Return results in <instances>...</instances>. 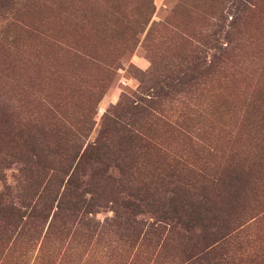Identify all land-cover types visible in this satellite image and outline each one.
<instances>
[{"label": "trees", "instance_id": "trees-1", "mask_svg": "<svg viewBox=\"0 0 264 264\" xmlns=\"http://www.w3.org/2000/svg\"><path fill=\"white\" fill-rule=\"evenodd\" d=\"M20 1L0 0V59L10 57L3 70L12 72L15 87L28 50L76 58L102 51V44L83 39L41 40L43 28L23 22L29 12L17 8ZM260 4L226 0L210 42L191 45L187 57L166 68L152 59L148 71L138 72L136 91L103 114L93 141L99 100L90 94L69 109L52 104L24 117L0 115V234L29 245L43 235L42 246L50 244L57 255L73 250L76 259L93 252L101 257L100 247L107 246L90 245L113 234L146 245L144 261L166 254L175 264H264V51L253 54L252 43L240 37L241 21ZM127 52L102 57L104 91ZM234 83L232 94L223 96ZM213 85L215 105L225 97L242 105L238 127L223 144L200 120L202 112L213 116L199 110L200 96ZM203 153L213 165L199 166ZM102 210L113 216L82 218ZM77 239L88 246H57ZM134 247L111 252L123 251L124 260Z\"/></svg>", "mask_w": 264, "mask_h": 264}, {"label": "rangeland", "instance_id": "rangeland-1", "mask_svg": "<svg viewBox=\"0 0 264 264\" xmlns=\"http://www.w3.org/2000/svg\"><path fill=\"white\" fill-rule=\"evenodd\" d=\"M17 8L29 12L23 20L26 25L43 28L41 40L69 43L74 39H83L89 45L102 44L103 49L86 50V54L80 58L56 52L57 50L40 54L28 50L23 56L21 70H17V74L15 72L20 79L18 87L12 85V79H16L11 77L12 72L3 70L5 65L2 61L10 57L0 59V115L6 117L15 112L24 117L30 114H26V110L35 108L37 112H43L44 107L52 104L62 107L65 105L69 109L72 105H77L78 100L84 99L81 94H90L93 96L92 100L96 97L99 101L95 105V125L88 141H93L96 137L103 114L115 106L122 95H131L136 91L138 72L148 71L154 58L160 62V66L165 65V68L180 63L190 53L191 45L210 42L214 38L216 24L219 23L217 17L226 15L227 11L226 0H21ZM259 9L253 16L241 21L240 37L252 43L253 54L264 51V0H261ZM229 20L230 17L228 22ZM1 24L4 25L5 22L0 19ZM2 37L0 29V39ZM21 37L26 35L21 34ZM133 42L136 45L127 52L125 47L131 46ZM125 51L127 53L116 63L120 68L112 77L109 88L104 91L101 81L105 73L100 71V67H104L102 57L116 56ZM236 86L235 83L227 85L223 96L231 95ZM217 101L215 105L214 85L208 87L199 98V110L207 108L206 111L213 116L202 112L204 114L200 120L201 125L213 134V138L223 144L227 141L230 129L238 127L240 115L236 114V110L242 105L226 97ZM4 146L0 136V152H4ZM218 147L222 149L223 145L218 144ZM200 156L203 158L200 167L212 164L209 154L203 153ZM12 174L14 171H7L9 183L13 182L10 177ZM112 216L111 212L102 210L98 214L82 218H95L102 222L106 217ZM1 224L2 220L0 226ZM260 228L264 231V222ZM0 236V264H119L125 260L127 261L123 264H175L171 258L167 259L166 254L160 258L152 256V259L144 261L146 245L138 248V242L131 243L127 238L119 241V236L113 234L103 236L95 245H90L107 246V249L100 247L99 250H103V253L97 259L96 252L76 259L73 250L62 249L57 255V252L53 253L50 244L42 246L43 235L30 245L23 237L14 240L7 235ZM78 241H66L57 246H88L77 243ZM131 244L135 246V252L128 258L124 254V260H121L123 251L111 252L114 247L119 250ZM113 255L117 258L113 259Z\"/></svg>", "mask_w": 264, "mask_h": 264}]
</instances>
